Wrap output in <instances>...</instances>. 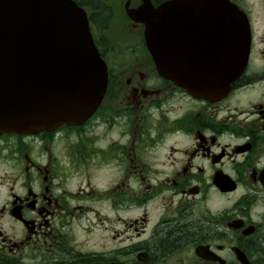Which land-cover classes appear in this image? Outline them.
<instances>
[{"label":"flooded vegetation","instance_id":"1","mask_svg":"<svg viewBox=\"0 0 264 264\" xmlns=\"http://www.w3.org/2000/svg\"><path fill=\"white\" fill-rule=\"evenodd\" d=\"M71 1L124 14L136 41L102 43L90 20L107 70L95 111L0 135V264H264V0H228L250 44L218 99L160 75L126 15L171 0Z\"/></svg>","mask_w":264,"mask_h":264},{"label":"water","instance_id":"2","mask_svg":"<svg viewBox=\"0 0 264 264\" xmlns=\"http://www.w3.org/2000/svg\"><path fill=\"white\" fill-rule=\"evenodd\" d=\"M158 73L193 97L218 99L246 66L249 27L227 0L147 3L136 14ZM107 71L87 14L71 0H0V135L78 124Z\"/></svg>","mask_w":264,"mask_h":264},{"label":"rangeland","instance_id":"3","mask_svg":"<svg viewBox=\"0 0 264 264\" xmlns=\"http://www.w3.org/2000/svg\"><path fill=\"white\" fill-rule=\"evenodd\" d=\"M95 18L97 20L99 17ZM126 20L127 19L125 18L124 14H111L106 26L102 27L101 24H99L101 26L99 35L104 41L102 43H116L118 45L124 46L129 44V42H135L136 39L134 37V33L129 29V24L126 23ZM96 29H98V24L96 25Z\"/></svg>","mask_w":264,"mask_h":264},{"label":"trees","instance_id":"4","mask_svg":"<svg viewBox=\"0 0 264 264\" xmlns=\"http://www.w3.org/2000/svg\"><path fill=\"white\" fill-rule=\"evenodd\" d=\"M110 14H95L94 16L90 17V20L94 19L95 17H99L97 19V21H99V24H101L102 26H104L106 24V22L108 21ZM96 20V18H95Z\"/></svg>","mask_w":264,"mask_h":264}]
</instances>
